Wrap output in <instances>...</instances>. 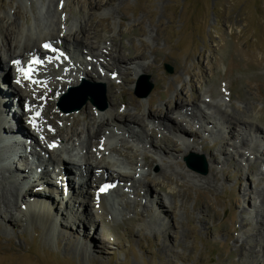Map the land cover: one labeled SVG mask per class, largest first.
<instances>
[{"label": "rangeland", "instance_id": "obj_1", "mask_svg": "<svg viewBox=\"0 0 264 264\" xmlns=\"http://www.w3.org/2000/svg\"><path fill=\"white\" fill-rule=\"evenodd\" d=\"M49 1L54 3L55 8L57 5L58 9L63 8V11L62 9L60 11L61 16L67 20L65 25H71L74 31L77 30L79 21L83 22L89 17L93 25H98L99 39H92L89 46L95 50H101L104 46L110 48L108 40L111 37L128 48L122 55L127 56L134 48L139 50L144 46L145 58L140 62L145 66L153 65V69L137 76L134 72L138 69L135 64H131L130 82L125 81L126 72L121 65L113 69V76L111 71H105L109 77L112 76L109 83L113 85L118 95L123 91L124 94L127 92L125 103H122L121 98L115 101L119 103V111H133L128 104L131 98L138 100L142 112L146 113L149 96H152L151 103L155 107L168 109L167 101L181 103L178 99H173L180 91L185 96L184 104L190 103L191 95L197 92L200 93L202 100L216 103L228 112L238 113L236 109H240L239 116L244 117L248 126L253 127V131L246 140L247 143L250 142L249 146L240 145V148H234V143H239L240 140L237 139V132L240 126H244L241 123H223L217 124L216 127L209 123L204 132L198 124L192 123L189 127L190 123H182V118H185L183 113L168 111L167 115L161 112L153 114L155 120L160 121L166 128L162 130L154 127L156 124L147 119L146 130L152 128L155 137L169 136L175 141L176 146L168 150L170 155L161 153L154 155L150 142L146 139L129 141L135 151L134 168L137 171L141 169L148 171L145 177V180L150 181L148 195L144 196L146 187L137 188L139 197H134L131 190L122 196L110 190V193L105 194L103 201L111 205V215L116 218L115 220L110 217L108 211L96 206V198L90 195L89 198L94 204V207L90 208H93L94 212H103L98 215L100 219L94 220L92 224L94 218L87 214L85 202L88 198L84 193L78 197L70 193L65 194L67 189L63 185L64 180L66 177L71 180V176L74 175L67 174L64 177L51 173L48 177L49 188L58 198L56 199L58 201L51 205L54 207L52 214L57 218L55 226L51 231L49 225L30 218L29 213L25 214L21 206L19 209L16 207L18 211L21 209L19 214L13 215L10 212L13 222H16L15 226L4 224L0 219V264H264V227H260L258 231L259 226L258 228L255 226L254 217L256 214L259 215L258 211L261 209L254 207L255 203H258V198L255 199L251 192L256 190V187L264 188V164L261 163L264 162V0H0V30L6 32L15 30L14 25L8 26L13 20L20 28L30 29L32 34L36 33L38 28L35 15L39 14L40 31L47 34L55 32L45 20ZM16 7L22 10L23 16L20 18L14 15ZM53 18L55 19L54 16ZM107 26L110 27L109 30H105ZM139 29L143 30V34L138 33ZM127 33H133L131 38L125 36ZM4 43L5 40L2 42L0 39L2 51L1 44ZM154 49L158 52L157 58L152 52ZM111 52L112 55L117 54L114 50ZM109 59L111 58L106 56L98 58L99 62L107 65L112 62ZM166 66L172 71L168 72ZM0 67L3 74L7 76L9 74V81H3L0 87L11 92L12 68L6 71L1 63ZM92 70V66L88 65L86 72L91 75L85 80V87L63 102V106H70L80 101L81 107L78 110L71 112L60 110L58 105L62 93L58 99L47 93L42 97L31 93L37 100H42L43 107L47 108L43 123L49 118L62 115L66 120L61 119L57 125L63 122L65 127H69L76 117L80 120L77 130L82 131L80 136L83 140L86 126L83 124L85 112L82 109L86 106L89 112L112 109L108 100V85L105 83L104 101H98V105L104 103L105 108L101 111L98 105L91 103L90 92L97 93V88L100 89L99 85L102 84L94 81L96 74ZM98 71L104 72L100 67ZM189 82L193 87L189 86ZM183 83L186 84L185 89L181 88ZM92 86H96V89ZM24 87L32 91L36 86L32 88L24 84ZM80 87L81 85L77 89ZM149 87V93L143 96ZM209 92H213L212 96ZM161 94L165 95L166 102L160 99ZM12 100L15 104L12 110L19 109L18 117L21 124H24L23 120L26 117L24 114H27L30 108L20 114L26 106L18 104L16 99ZM195 108L201 111L203 109L205 115L210 116V110L206 109L201 101L195 103ZM207 119L213 121L208 116ZM170 124L185 128L191 135L195 134L187 137L190 138L188 142L194 148L193 151L197 153L190 151L183 156L185 142L179 140L177 134L170 132ZM50 126H46V129L52 131L54 125ZM130 127L141 130L139 124ZM24 129L26 133V128ZM218 129H222L224 133H218ZM93 130L94 127H88L87 132ZM112 130L116 131L114 128ZM111 133L97 139L96 144L91 147V152L94 151L96 156V152H105L106 157L122 160L118 154L104 151L102 143L105 141L111 142L114 147L119 146L121 136L115 132ZM40 137H37V141L41 140ZM150 139L151 144H158L155 138L149 137V141ZM202 143L205 147H202ZM63 145H66L65 141ZM27 146L30 148L32 145ZM49 146L51 145H47ZM9 149L8 147L0 149L2 159ZM4 150L6 152H3ZM241 152L248 154L249 158H246L247 155L242 158ZM41 153L42 159H45V153ZM145 153L154 157L155 163L150 168L143 165ZM129 154L131 155V152ZM191 154L203 156L207 163L206 174L193 169L196 162L186 163L185 158ZM47 155H53L49 148ZM31 159L33 164H38L34 158ZM122 162L118 167L125 171L127 165L123 160ZM169 162L171 166H165ZM51 166L55 169L54 163ZM158 166L165 168L167 174L172 177L170 183L163 176L155 175ZM75 168L77 172L78 169H82L78 165ZM6 171V166L0 165V172L8 175ZM179 173L183 174L184 178H180ZM131 174L133 176V173ZM155 176L162 185L161 191L159 185L152 183ZM105 177L103 173H91L87 187L89 192H95L94 190L100 186L98 181L101 179L110 182V179ZM113 178L116 177L112 175L111 179ZM121 183L130 187L129 183ZM181 184L183 186H180ZM19 185L23 189V182ZM116 186L118 187V184ZM32 190L29 191L32 194L40 192ZM108 191L109 189L106 192ZM171 192L174 194L173 197L170 195ZM183 192H187L185 197H182ZM36 198L38 201L41 200L40 197ZM160 198L162 200H158ZM123 202H126L125 206ZM72 205L73 212L70 211L61 217L64 207ZM84 209L86 218L82 215ZM246 216L251 221L248 226H244ZM2 217L4 216L1 215ZM79 221H83L85 227ZM248 233L250 236L246 235ZM255 236L258 239L256 242L253 240Z\"/></svg>", "mask_w": 264, "mask_h": 264}, {"label": "bare ground", "instance_id": "obj_2", "mask_svg": "<svg viewBox=\"0 0 264 264\" xmlns=\"http://www.w3.org/2000/svg\"><path fill=\"white\" fill-rule=\"evenodd\" d=\"M52 3L51 1L47 3V15L45 17V20L46 24L48 26H52L55 32H50L47 34L40 31L39 27L41 17L39 14L35 15L36 28H38V31L36 33L32 34L30 29L27 30L24 28H20L19 24H17L13 20L8 24V26L14 25V29H17V31L12 30L6 32V30H0V39L2 40V42L3 40H5L6 42L4 44H1V46L3 47V51L0 48V63L2 64V67L6 69V71L11 70L12 68L13 72V83H11L12 91L10 92L8 89H6L5 91L2 86L0 87V149L3 150L5 147L10 148L6 153L4 159L0 157V165L6 166V172L8 174L6 175L0 172V219L4 224L15 226L16 222H13L14 219L13 216H11L10 212L13 215L19 214L21 212V209L18 211L17 208L19 209V206H21L24 209L23 211L25 214L29 213L30 218L38 220L40 223L49 225V229L52 231L53 227L56 224L55 221L57 220V218L52 214L54 207H52L51 205L53 202L58 201L56 200L58 198L54 196L53 191L49 188L50 183L48 181V177L51 173L55 175H63L64 177H66L67 174L74 175L71 176V180L68 179L69 177H66L65 180L63 179V185L67 189L65 194L67 195L68 193H70V195H77L75 197H78L82 192L84 193L86 198H88L87 202H85V208H88L87 214L88 216L94 218L93 222H91L92 224L95 222L94 220L100 219L98 215L103 212H94L93 208H90V206L94 207V204H92V200L89 198L90 195L95 197L96 204L103 208L105 211H108V213H110V217L112 216V218L115 220L116 218L111 215V205L103 201V198L106 195L96 194L99 187L97 188V190H95V192H89L87 188L89 186V178H91V173L93 172H97L98 174H105L106 179H110L109 183H111L109 187H107L106 191L108 189L111 191L114 190L119 193V196H122L126 193L128 194L131 190V194H133L134 197H139L137 188L142 187H146V189L144 190V196L148 195L149 193L147 192V189H149L150 181L145 180L148 171L144 169L137 171L136 168H134L135 151L129 141L139 140V138L146 139L148 142H150L149 145L152 148V152L154 155H160V153L163 155H170L171 153L168 150L176 146L175 141L170 139L169 136L162 135L159 137H155V131L152 128L146 130V122H148L149 120H152V123L154 122V124H156L154 125V127L162 128V130L166 128V126L164 124H161L160 121L155 120L153 114L155 115L161 112L163 113V115H167L168 111H177L179 113H183L185 115V118H182V123H190L189 127H191L192 123L198 124V127L204 132L207 130L206 127L207 125H209V123H213L214 127H216L217 124L223 123H241L244 126L238 125L241 128L236 135L237 139L240 138V140L239 143H234L233 147L240 148V145L249 146L250 142L247 143L246 140L249 136H251L250 132L253 131V127L248 126L243 116H239V113H241L240 109H236L238 113H231V111L228 112L226 109H222L221 106L216 103H211L205 99L202 100L200 93L197 92H194L191 95L189 101L190 103L184 104L183 100L185 96H183V93L180 91L174 96L173 99H178L183 104H178L173 100L170 102L167 101L169 103L168 109L155 107L154 104L151 103L153 100L152 96H149L147 99L148 108L146 113L142 112V107L139 101L131 98L129 99L128 104L131 105L133 111H119V103L115 101L121 98L122 103H125V94H127V92L124 94L125 91H123V93L120 92L121 94L118 95V92L114 90L113 85L109 83L111 82L110 77L113 76V69H115L116 66L121 65L126 72L125 81L129 82L131 81V78L129 76L131 74L130 70L132 69L131 64H135V67L138 69L134 72L137 76L138 74H144L147 70L153 69V65L145 66L140 62L141 59L145 58V54L143 52L144 46H142L139 50H136L134 48L132 52H128L129 54L127 56L122 55V52L127 51L128 48L122 45L120 41H117L115 38L111 37L108 40L110 48L104 46L101 50H95L89 46L92 39H99L98 25H93V23L89 21V17L86 20L84 19L83 22L79 21L77 30L74 31V27L72 28L70 27L71 25H65L67 20L61 16L63 8L58 9L59 5H57V8H55L54 3ZM61 9L62 11H60ZM14 15L18 18H20L21 15L23 16L20 7L15 8ZM53 16L55 17V19L57 17V19L55 20ZM106 29L109 30L110 27L107 26L105 30ZM91 30L92 32H90ZM138 33L143 34V30L139 29ZM79 34L81 35L79 36ZM132 35L133 33L125 34L128 39L131 38ZM106 41L107 40H105L104 44H106ZM46 44L49 45L50 48L60 49L59 51H62L60 57L64 56L63 59H59V61L54 59L46 61L45 58L47 56H52L54 53L50 50V48L45 49L44 45ZM15 50H17V52ZM111 50H114V52L117 54L112 55L113 52H111ZM152 52L154 53L155 58L159 56L157 50L154 49ZM35 55L38 56L37 60L40 61L39 63H31L30 59ZM65 56H67L69 60H65ZM105 56L111 58L109 60L112 62L109 63V65L101 63L98 60V58H105ZM89 57L91 58L90 61L88 60ZM17 61L19 63H17ZM25 65H29L32 67L30 73L31 80H25L26 78H24L23 73L18 71V69H21V67ZM88 65L92 66V71L96 74L94 81L102 83L100 84V86L103 85V83L108 85V100L112 109L106 110L104 112H96L98 110H90L89 112L87 111L88 107H84L82 111L85 112L83 117V124L84 126H86V134L84 139L81 140L80 134L82 133V131L77 130V126L80 123L79 119L74 117L72 120V124H70L69 127H65L66 125L63 122H61L62 124L57 125L58 122L61 121V119L66 120L62 117V115H59L60 117L57 116L55 118H49L46 123H43V119L45 118V111L47 110V108L43 107L42 100H37V97L32 96L31 93H36V95H39L38 97H42L43 94L46 93L47 95L50 94L49 96L54 95L59 97V95L65 92L68 87H75L76 85H78V83L82 81L81 79L87 80V77L91 75L86 72ZM66 67H69L67 71ZM98 67L102 68L104 72L107 70L111 71L112 76L109 77L106 72H99ZM17 80H19L20 83H17ZM3 81H9V74L7 76L0 71V84ZM24 84L29 85L32 88L33 86L36 87H34L35 89H32V91H28L25 89ZM141 86L142 85H139V87ZM185 86L186 84L183 83L181 88L185 89ZM189 86L193 87V84L189 82ZM209 93L212 96L213 92ZM12 94H14L15 96L11 97ZM159 97L162 101L166 102L165 95L161 94L159 95ZM12 98L16 99V102H18V104L20 103L24 104L25 106H30V110L28 111V113L24 114L26 115L23 120L24 124H21V119L18 117L19 109L18 111L17 109L12 110V107H14L15 105ZM43 100H45V97ZM198 101H201L205 108L210 110V116L205 115V111H203V109L201 111V109L199 110L195 108V103ZM95 105H98V101ZM188 105H191V107ZM99 110H101V108ZM21 113H24L23 109L22 111H20V114ZM207 116L209 118H212L213 121H209L207 119ZM50 124L54 125L52 131L46 129V126L51 127ZM133 124H139L141 126V130H134L133 128H131L130 126H133ZM88 127H94V130L92 132H87ZM230 127L232 128V125H230ZM24 128H26V133ZM112 128L116 129V131H113ZM188 129L193 130L191 128ZM169 130L170 132H172V134H177L179 140H183V142H185V150L183 151V156L190 151L197 153L196 151H193L194 148L188 142V139H190L189 137L195 136V134L191 135V133H187V130L185 128L177 125L173 126L171 124L169 125ZM255 130L258 131L257 128ZM50 132H53V134H51ZM111 132H115L117 135L121 136V138L119 139V146L114 147L113 144L109 141L103 142L102 146L104 147V151L106 150L114 152L122 157V160L127 165V170L125 171H121L118 167V164L123 163L122 160L112 159L109 156L106 157L105 154L107 153L105 152H96L97 156L94 151L93 153L91 152V147L92 145L96 144V140ZM219 132L222 134L224 133L222 129H218V133ZM29 133H31L32 135H27ZM232 136H234V134H232ZM37 137H40L43 142L41 140L37 141ZM149 137L155 138L158 144H151V139L149 141ZM174 137L176 136L174 135ZM32 141L34 144H32ZM63 141H65L66 145H63ZM160 142L162 143V145ZM241 142L243 144H241ZM53 143H56V146L53 145ZM49 144L51 146L47 147V145ZM97 144H99V142H97ZM27 145L32 146H30L29 148ZM25 146H27L28 148H26L27 151L25 150ZM202 147L205 146L203 145ZM48 148L49 150L53 151V155H47ZM155 149H158V151H155ZM83 150L84 153H82ZM3 152L6 151L4 150ZM41 152L45 153V159H42ZM130 152L131 155L129 154ZM240 155L242 158L246 155V158H249L248 154H246L245 152H241ZM31 158H34L36 161H38V164H33L34 162L31 161ZM212 160H214L213 157ZM53 163L55 164V169H52L51 164ZM153 163H155L154 157L148 153H145L143 155V165L150 168ZM261 163L264 164V162ZM77 165L82 168L81 170L78 169L79 172H77V169L75 168L77 167ZM7 166L12 167L7 168ZM162 166H158V170L155 175L158 174L163 176L164 179L168 183H170V181H172V177L167 174L166 169ZM165 166H171L170 162ZM131 173H133V176ZM112 175H114V177H116V179L118 180V187H115L114 184H112V180H114L111 179ZM178 175L180 178H184L183 174L179 173ZM142 180H144V182H142ZM120 181L129 183L130 187H128L127 184H122ZM22 182L23 189H21V186L19 185ZM152 183H154V185L156 186L159 185V191L162 190V185L156 180V176L152 179ZM14 184L18 185L15 186ZM180 186H183V184H181ZM30 190L40 192H35L32 194L31 192H29ZM251 192L255 196V199L258 198V203H255L254 207L258 208V210L261 209V211H258L259 215L256 214L254 216L256 219L255 226H259V228L257 227L259 231L260 227H264V188L259 189L256 187V190H252ZM33 195L35 196L32 197ZM59 195H61V191H59ZM170 195L171 197H173V192H171ZM186 195L187 192H183L182 197H185ZM144 196L143 198L145 199ZM36 197H40L41 200L38 201ZM62 199L63 198L61 196V201ZM158 200H162V198ZM18 201H20L19 204ZM41 201H48V203L43 204ZM135 201L136 199L133 200V202ZM123 204L125 206L126 202H123ZM156 205L158 204L156 203ZM64 208L65 209H63V212H61L60 214L61 217H63V215L67 214L70 211L73 212L74 210L73 205L71 207ZM85 212L86 211L84 209L82 211V215H84V218L87 217ZM141 212H144L143 208L141 209ZM5 213H8V215L5 216ZM1 215H3L4 217L1 218ZM80 221L79 223L83 224V221ZM245 221L246 222L244 226H248L247 224H249V222L251 223V221L248 220L247 216ZM82 226L85 227V224H83ZM249 234L250 233L246 235L250 236ZM253 240L255 242L258 241L256 236L253 238ZM247 244H249V240L247 241Z\"/></svg>", "mask_w": 264, "mask_h": 264}, {"label": "water", "instance_id": "obj_3", "mask_svg": "<svg viewBox=\"0 0 264 264\" xmlns=\"http://www.w3.org/2000/svg\"><path fill=\"white\" fill-rule=\"evenodd\" d=\"M168 72H171V68L169 66H166ZM86 84H82L80 88H70L69 89V92L64 95L62 97V99H60V109L64 112H71V111H74V110H78L80 107H81V103L80 101H77V103H74L73 105H70V106H63V102H65V100L68 98V97H71L72 95H75L77 93V91H80L82 88L85 87ZM100 86V85H99ZM101 88L98 89L97 88V93H91V103L92 104H97V101H100V100H103L104 101V92H105V89H104V85H101L100 86ZM98 90H100L98 92ZM150 91V87L142 94L143 96H146ZM105 104H101V106H99L101 109H104L105 108ZM185 161L186 163H191V162H196V166L193 167V169H195L197 172L201 173V174H206L207 172V163L206 161L204 160L203 156H197L195 154H191L190 156L186 157L185 158Z\"/></svg>", "mask_w": 264, "mask_h": 264}, {"label": "snow or ice", "instance_id": "obj_4", "mask_svg": "<svg viewBox=\"0 0 264 264\" xmlns=\"http://www.w3.org/2000/svg\"><path fill=\"white\" fill-rule=\"evenodd\" d=\"M44 47H45V49H49L50 48V46L47 45V44L44 45ZM39 62H40L39 60H34L33 61V63H39ZM17 63H19V62L17 61ZM18 71H20L21 73H23L24 78L31 80V75H30L31 69L25 70V69L21 68V69H18ZM17 83H20V81L17 80ZM102 191H103V189H102Z\"/></svg>", "mask_w": 264, "mask_h": 264}]
</instances>
